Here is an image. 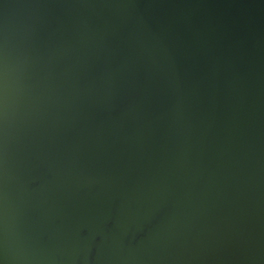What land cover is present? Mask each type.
<instances>
[{"label": "water", "instance_id": "obj_1", "mask_svg": "<svg viewBox=\"0 0 264 264\" xmlns=\"http://www.w3.org/2000/svg\"><path fill=\"white\" fill-rule=\"evenodd\" d=\"M0 264H264V0H0Z\"/></svg>", "mask_w": 264, "mask_h": 264}]
</instances>
